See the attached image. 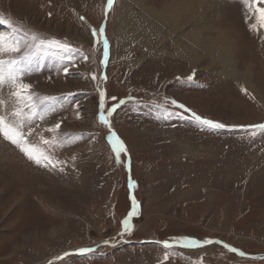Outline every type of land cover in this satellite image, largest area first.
Instances as JSON below:
<instances>
[{
  "label": "rangeland",
  "instance_id": "374dc122",
  "mask_svg": "<svg viewBox=\"0 0 264 264\" xmlns=\"http://www.w3.org/2000/svg\"><path fill=\"white\" fill-rule=\"evenodd\" d=\"M106 5L0 0V14L29 34L76 50L77 66L67 75L50 57L41 71L25 77L35 93L60 98L54 113L34 122L30 139L46 147L37 133L58 121L60 133L84 134L55 149L57 158L69 162L65 173L37 167L0 137L8 147L0 146V264H264V132L248 131L264 123V29L251 30L255 21L247 18L242 0H115L105 15ZM157 11L176 16L152 21ZM147 24L149 32L142 33ZM101 26L110 44L107 66L101 63L102 44L95 45L91 35L92 27ZM215 38L226 48L229 65L205 50ZM244 71L248 84L233 77ZM98 86L108 97L129 100L111 119L128 148L130 173L128 156L116 162L108 130L98 122ZM165 97L229 127L158 120L153 105ZM129 175L137 183L134 193ZM131 194L140 215L132 220L131 235L121 237ZM182 235L219 239L249 256L213 244L168 252L164 261L165 249L151 243ZM81 248L96 251L79 254ZM65 252L71 254L63 257Z\"/></svg>",
  "mask_w": 264,
  "mask_h": 264
},
{
  "label": "snow or ice",
  "instance_id": "6c2138e0",
  "mask_svg": "<svg viewBox=\"0 0 264 264\" xmlns=\"http://www.w3.org/2000/svg\"><path fill=\"white\" fill-rule=\"evenodd\" d=\"M244 7L247 10V18L255 22L250 23V28L253 31L264 29V0H242ZM115 0H107L105 15L114 7ZM51 15V13H49ZM83 21L85 18L80 16ZM0 25L5 26L6 30H0V137L15 146L28 161L34 163L37 167L49 172L58 171L65 173L69 167L67 160L57 158L55 149L66 145L75 144L76 141L83 139L84 134H76L66 136L60 133V121L54 123L51 127L42 128L39 136V142L46 147L38 146L30 138L36 133L35 121H45L50 113H54L57 108L59 97L51 95H39L33 91V85L25 82V77L32 72L41 71L40 64L46 58L55 57L57 60L58 69L62 68L65 75L69 73L70 68L76 67L75 57L73 55L76 50L68 43H63L58 39H46L38 36L35 33L29 34L22 29V26H17L16 22L11 18L0 14ZM91 35L94 38L95 45H101L103 49V59L101 63L107 66L109 62V39L106 35L105 26L99 29L92 27ZM87 60L86 55L83 56ZM66 62V63H65ZM97 79L95 74L91 77ZM192 76L188 77L191 81ZM101 80L106 81L107 75H103ZM245 94H248L247 88L241 89ZM99 103H98V122L108 130L107 142L111 146L115 154L117 163H121L122 154L128 156V148L123 139L113 129L112 116L117 109L129 102L126 99L118 100L117 97L107 96L106 89L98 86ZM72 95V94H68ZM133 102L137 100L135 97L129 98ZM116 101L109 104L108 101ZM169 104L179 111H174L169 107ZM77 109L80 108L79 103H75ZM158 120H171L178 118L180 120L190 121L200 126L212 130H220L228 128L229 125L217 120L208 119L199 115L196 111L186 106L183 103H178L175 99L169 100L164 98V102L153 105ZM259 129L264 132V123L249 125L248 131L255 135V130ZM51 133L50 138H46L43 133ZM94 139V137H91ZM73 161L76 157L71 158ZM75 165L73 164V167ZM127 168L131 172V158L128 156ZM129 189L131 193L137 187L135 180L129 175ZM140 202L134 194H131V208L126 218L122 221V231L120 236L131 235L134 230L132 220L140 215ZM106 245L111 244V241H105ZM151 243L158 244L165 249L164 261L169 260L168 252L183 250H196L208 245H221L228 251L237 254L240 257H248L249 254L238 249L219 239H198L192 236L182 235L165 239L163 241H152ZM94 248H81L79 254L94 253ZM71 253L65 252L63 257L69 256ZM63 257H56L57 260ZM253 259L255 257H252ZM264 259V258H262ZM52 264V262H50Z\"/></svg>",
  "mask_w": 264,
  "mask_h": 264
},
{
  "label": "bare ground",
  "instance_id": "6f19581e",
  "mask_svg": "<svg viewBox=\"0 0 264 264\" xmlns=\"http://www.w3.org/2000/svg\"><path fill=\"white\" fill-rule=\"evenodd\" d=\"M204 4L205 3H202L200 5L203 6ZM170 13L171 14H168V12L164 13L163 11H160V12L157 11V12H155V15H153V18L151 20L152 21H156V22L157 21L158 22H161V21L163 22L165 19H170V17L173 18V17L176 16L175 14H173V12H170ZM141 32L142 33L149 32L148 24H147V26L145 28L142 29ZM215 40H216V38H215ZM215 40L212 39V42L210 44H208L207 46H205V50L210 52V54H215L216 53L217 58L220 59L224 63V65H229L230 64L229 62H230L231 59H229V55L227 53L226 48L223 47L220 42H218L219 40H216V41ZM179 53H180V55H183L182 54L183 52H179ZM112 54H116L115 48H113ZM226 68H227V71H225V72L227 73V75H230L231 71H229V68L227 66H226ZM233 77L234 78L235 77H240L243 80L244 83H246V82H247V84L249 83V81L247 79V72L246 71L241 72V73L236 72L235 74H233ZM246 86L251 89L250 85H246ZM0 146L2 147V150H7L8 149V147H6L4 142L1 141V140H0Z\"/></svg>",
  "mask_w": 264,
  "mask_h": 264
},
{
  "label": "crops",
  "instance_id": "0c3cea01",
  "mask_svg": "<svg viewBox=\"0 0 264 264\" xmlns=\"http://www.w3.org/2000/svg\"><path fill=\"white\" fill-rule=\"evenodd\" d=\"M215 15H216V13H215Z\"/></svg>",
  "mask_w": 264,
  "mask_h": 264
}]
</instances>
